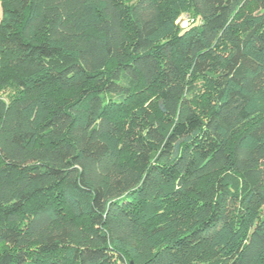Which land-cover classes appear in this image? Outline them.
Listing matches in <instances>:
<instances>
[{"label":"trees","instance_id":"obj_1","mask_svg":"<svg viewBox=\"0 0 264 264\" xmlns=\"http://www.w3.org/2000/svg\"><path fill=\"white\" fill-rule=\"evenodd\" d=\"M131 263L264 264V0L2 1L0 264Z\"/></svg>","mask_w":264,"mask_h":264},{"label":"built area","instance_id":"obj_2","mask_svg":"<svg viewBox=\"0 0 264 264\" xmlns=\"http://www.w3.org/2000/svg\"><path fill=\"white\" fill-rule=\"evenodd\" d=\"M191 23L190 18H188L187 16H183L178 20V25L184 29L187 28L189 26V24Z\"/></svg>","mask_w":264,"mask_h":264},{"label":"crops","instance_id":"obj_3","mask_svg":"<svg viewBox=\"0 0 264 264\" xmlns=\"http://www.w3.org/2000/svg\"><path fill=\"white\" fill-rule=\"evenodd\" d=\"M2 1L3 0H0V18H1V13H2Z\"/></svg>","mask_w":264,"mask_h":264},{"label":"water","instance_id":"obj_4","mask_svg":"<svg viewBox=\"0 0 264 264\" xmlns=\"http://www.w3.org/2000/svg\"><path fill=\"white\" fill-rule=\"evenodd\" d=\"M132 264V263H131Z\"/></svg>","mask_w":264,"mask_h":264}]
</instances>
